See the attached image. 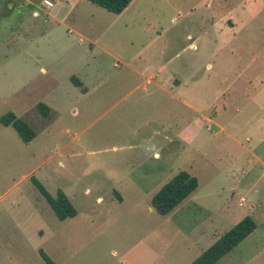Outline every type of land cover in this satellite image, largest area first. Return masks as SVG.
<instances>
[{
    "label": "rangeland",
    "instance_id": "obj_1",
    "mask_svg": "<svg viewBox=\"0 0 264 264\" xmlns=\"http://www.w3.org/2000/svg\"><path fill=\"white\" fill-rule=\"evenodd\" d=\"M51 1L0 0V118L37 133L0 120V264H193L246 216L215 264H264V0ZM161 64L167 91L142 77ZM180 170L199 187L161 215ZM33 176L78 214L58 219Z\"/></svg>",
    "mask_w": 264,
    "mask_h": 264
},
{
    "label": "trees",
    "instance_id": "obj_2",
    "mask_svg": "<svg viewBox=\"0 0 264 264\" xmlns=\"http://www.w3.org/2000/svg\"><path fill=\"white\" fill-rule=\"evenodd\" d=\"M87 1L105 8L112 13L120 14L128 7L132 0ZM78 84H80V81H78ZM38 109L43 116H48L51 111V108L43 102L38 104ZM0 120L5 126H12L25 143L31 142L37 136L36 131L30 124L24 119L19 118L13 112L3 115ZM32 180L34 185H36L44 195L58 219L63 221L75 217L78 214L76 207L63 190H58L57 194L53 196L34 176ZM198 187L199 179L197 176L191 174L187 170H180L160 187L153 195L151 203L159 214L167 215L195 192ZM256 226L254 219L250 216H246L228 232L218 238L212 246L202 252L201 255L193 261V264H215L249 236L256 229ZM41 256L47 264H55L43 250H41Z\"/></svg>",
    "mask_w": 264,
    "mask_h": 264
},
{
    "label": "crops",
    "instance_id": "obj_3",
    "mask_svg": "<svg viewBox=\"0 0 264 264\" xmlns=\"http://www.w3.org/2000/svg\"><path fill=\"white\" fill-rule=\"evenodd\" d=\"M230 21H229V24H230V28L231 29H234V28H237V21H238V18H236V17H232L231 15H230V17L228 18ZM161 37V34L160 33H157V35H156V37L155 38H153V39H151V41L149 42V44L148 45H151V44H155V42L159 39ZM215 46V45H214ZM213 46V47H214ZM190 47H195V48H197V50L200 48V44L198 43V41L197 40H194L193 42H191L190 43ZM161 48V49H160ZM163 46L162 47H159L158 49H160L159 50V52H157V54L155 53V50H154V54H152V55H156L157 57H159V58H161L165 53H166V50H165V48H163ZM132 59H134V57L132 58ZM134 62V61H133ZM133 62H131V63H133ZM164 66L165 65H160L159 67H157V68H154L152 65H147L146 67H145V70H144V72H143V76L142 77H144V80L146 81V83H148V84H151V85H153V88H156V89H161V90H168L166 87H165V84H166V79H170L169 77H167V78H165L163 75H162V71H163V69H164ZM176 84H179V81H176ZM137 87H139V85L137 86ZM135 88V89H138V88ZM170 91V90H169ZM170 95H172V97H173V95L174 94H172V92L170 91V94H169V96ZM185 95H187L188 97H190L189 99L191 100V102H197L198 100H197V97H195V100L193 99V97H192V94H189V93H185ZM175 96V95H174ZM171 97V96H170ZM182 100V99H181ZM183 102H184V100H182ZM186 104H187V107H189L190 109H194L195 111H198V108L197 107H195L194 106V104L192 103V104H190V102H185ZM202 116V115H201ZM202 119H203V116L201 117ZM197 121H198V119H197V117H195L193 120H192V122L193 123H197ZM224 130V128H223V126H221V129H220V131H223ZM146 140V139H145ZM154 155L155 156H158L159 155V153H157V152H155L154 153ZM118 197L120 198V200H123L122 199V196L119 194L118 195ZM103 200V198L101 197V196H98L97 197V201H102ZM242 200H244V198H241V201ZM41 233H43V230L41 231Z\"/></svg>",
    "mask_w": 264,
    "mask_h": 264
},
{
    "label": "built area",
    "instance_id": "obj_4",
    "mask_svg": "<svg viewBox=\"0 0 264 264\" xmlns=\"http://www.w3.org/2000/svg\"><path fill=\"white\" fill-rule=\"evenodd\" d=\"M45 3L47 6H52L53 2L51 0H45Z\"/></svg>",
    "mask_w": 264,
    "mask_h": 264
}]
</instances>
